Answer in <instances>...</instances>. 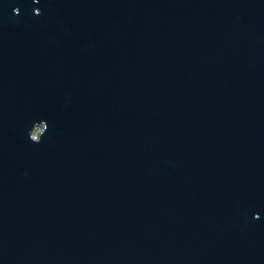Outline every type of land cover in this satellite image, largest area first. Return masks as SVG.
<instances>
[{
    "label": "water",
    "instance_id": "95a60500",
    "mask_svg": "<svg viewBox=\"0 0 264 264\" xmlns=\"http://www.w3.org/2000/svg\"><path fill=\"white\" fill-rule=\"evenodd\" d=\"M0 264H264V0H0Z\"/></svg>",
    "mask_w": 264,
    "mask_h": 264
}]
</instances>
